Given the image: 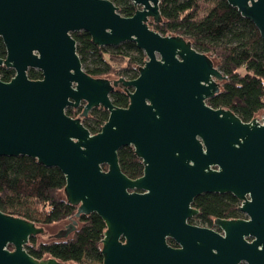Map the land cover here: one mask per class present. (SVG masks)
I'll return each instance as SVG.
<instances>
[{
  "label": "water",
  "instance_id": "1",
  "mask_svg": "<svg viewBox=\"0 0 264 264\" xmlns=\"http://www.w3.org/2000/svg\"><path fill=\"white\" fill-rule=\"evenodd\" d=\"M130 1L140 8L124 16L112 0H0V66L15 69L0 78V156H31L63 172L75 217L96 212L106 222L103 264H264V112L244 121L209 105L227 75L184 36L150 26L163 19L161 0ZM227 1L264 39V0ZM83 30L100 46L133 41L145 52L136 78L113 82L134 87L128 107L112 102L110 79L85 70L72 35ZM29 67L42 77L30 78ZM83 101L82 116L100 105L110 112L97 133L66 112ZM130 144L145 164L136 179L119 164V149ZM202 192L235 194L251 219H217L224 235L188 224ZM42 231L0 209V264H71L27 252L29 237Z\"/></svg>",
  "mask_w": 264,
  "mask_h": 264
},
{
  "label": "trees",
  "instance_id": "2",
  "mask_svg": "<svg viewBox=\"0 0 264 264\" xmlns=\"http://www.w3.org/2000/svg\"><path fill=\"white\" fill-rule=\"evenodd\" d=\"M124 16L134 14L136 7L130 0H112ZM161 22L149 21L151 27L164 35H182L193 46L209 54L227 78L219 92L208 99L215 107L231 109L241 119L251 120L264 112V39L257 26L243 17L227 0H161ZM77 51L85 70L94 76L117 73L135 76L146 59L145 52L133 41L117 46H100L87 31L72 32ZM5 47L0 39V56ZM125 66L117 68L115 64ZM15 71L0 67V78L8 81ZM31 78L41 72L29 70ZM113 102L123 105L126 96L113 93ZM82 109L67 107L66 112L79 117L91 132L100 130L108 112L94 108L91 116H82ZM122 169L135 176L142 168L128 148L119 150ZM66 178L58 167L46 166L27 155L0 156V209L13 216H21L40 225H51L77 219L74 230L61 238L39 242L32 236L26 245L36 258L55 257L61 262L85 264L87 259L103 263L102 239L106 222L96 212L75 217L77 206L66 199ZM197 202L203 216H234L236 198L229 193H205ZM65 232V229L63 230Z\"/></svg>",
  "mask_w": 264,
  "mask_h": 264
},
{
  "label": "flooded vegetation",
  "instance_id": "3",
  "mask_svg": "<svg viewBox=\"0 0 264 264\" xmlns=\"http://www.w3.org/2000/svg\"><path fill=\"white\" fill-rule=\"evenodd\" d=\"M134 6L136 7V10L138 9V8H140V6H138V5H135L134 4ZM135 10V11H136ZM135 13V12H134ZM133 15V14H132ZM0 39L2 40V42H3V44H4V47H5V55L4 56H0V57H5L6 55H7V48H6V45H5V43H4V40H3V37L2 36H0ZM117 46V45H116ZM146 58H147V56H146ZM146 60V59H145ZM144 63H145V61H144ZM144 63L142 64V65H140L138 68H137V73H136V75L135 76H129V75H123V74H117V73H108V74H106V75H104V76H94V75H92V76H94V77H105V78H108V79H110L111 80V83L113 84V82L115 81V80H118L119 78H121V77H123L125 80H132V79H134V78H136L138 75H139V72H140V68L144 65ZM1 66H3V65H1ZM0 66V67H1ZM5 66V65H4ZM7 67V66H6ZM9 68H12V67H9ZM14 69V68H13ZM30 69H36V70H39L40 72H41V70L40 69H37V68H34V67H29L28 68V75H29V70ZM14 71H15V69H14ZM15 74V73H14ZM14 76V75H13ZM12 76V77H13ZM30 77V76H29ZM42 77V72H41V76L40 77H38V78H32V79H39V78H41ZM31 78V77H30ZM133 89H134V87L132 86V85H124V83L123 82H118V84L117 85H114L113 84V88H112V90L110 91V93H109V95H110V97H111V100H112V102H113V99H112V94L113 93H121V94H123L124 96H126V98H127V102L125 103V104H123V105H117V104H115L114 102V104L116 105V106H119V107H123V108H126V107H128L129 106V104H130V96H129V92L130 91H133ZM209 99V98H208ZM208 99H207V103H208ZM209 104V103H208ZM210 105V104H209ZM83 106H84V101L79 105V106H77V107H74V108H76V109H82V111H83ZM70 107H72V106H70ZM100 107H103L104 109H106L107 110V112H108V116H107V119L103 122V124L101 125V128H102V126L105 124V122L108 120V118H109V114H110V112H109V110L107 109V108H105L104 106H102V105H100V106H95V107H93L90 111H89V114L87 115V116H91L92 115V111H93V109L94 108H100ZM213 107V106H212ZM215 108V107H214ZM82 111H81V113H82ZM261 116V115H260ZM260 116H257V117H260ZM84 117H86V116H84ZM256 117V116H255ZM254 118V117H253ZM252 118V119H253ZM243 120V119H242ZM245 121V120H244ZM250 121V120H249ZM101 128H100V130H101ZM99 130V131H100ZM99 131H97V132H99ZM97 132H91V133H97ZM123 147H126V148H128L129 149V151L131 152V153H133V155L135 156V158L140 162V164H141V166H142V168L139 170V172H138V174L137 175H135V176H129L123 169H122V167H121V162H120V159H119V164H120V168H121V170L128 176V177H130V178H132V179H136V178H139V177H141V176H143L144 175V168H145V164H144V161H143V158L141 157V156H139L137 153H136V150H135V146L133 145V144H130V145H124V146H122L121 148H123ZM120 148V149H121ZM119 149V150H120ZM118 155H119V151H118ZM102 167H103V170H107L108 169V164H102ZM139 191V192H143L144 190H142V189H137V188H135V189H131V191ZM205 193H219V192H202V193H199V194H197V195H195L194 197H193V199H192V201L190 202V208L193 210V212H192V214L190 215V216H188L187 217V219H186V221H187V223L188 224H191V225H194V226H199V227H208V228H211V229H213V230H215L216 232H218V233H220V234H222V235H224L225 234V231H224V229H223V227L221 226V224H219V223H217L216 221H217V219H219V218H221V219H244V220H250L251 219V216H250V214L247 212V211H244L243 209H241V207L243 206V199H240L239 197H237L235 194H233V193H231V192H224V193H220V194H226V193H229V194H232L235 198H236V210H237V213H236V215H234V216H212L209 220H206L205 218H204V216H203V210H202V208H201V206L199 205V203L197 202V200H198V198H200L203 194H205ZM246 197H247V199H249V200H251V195H250V193H247L246 194ZM93 213V212H92ZM72 222H73V219H71V220H69V222L66 224V230L68 229V230H72ZM37 224V223H36ZM38 226H41V227H43V231L42 232H39L38 234H36V235H31L30 237H29V240H28V242L25 244V249L27 250V252L31 255V256H33L29 251H28V249H27V247H26V245L29 243V241H30V239H31V237L32 236H34V237H36L37 238V236L38 235H44L45 233H46V229H45V226H43V225H40V224H37ZM70 225H72L71 227H70ZM70 227V228H69ZM106 228H107V225H106ZM68 230H67V232L65 233V234H68ZM70 233V232H69ZM55 238H61V236H59V235H57ZM122 239H124L123 237H122ZM245 239L248 241V242H251L253 239H254V237L253 236H251V235H246L245 236ZM37 240L39 241V242H44L45 240H39L38 238H37ZM167 241H168V243H169V245H171V246H173V247H178V246H180L178 243H177V241L173 238V237H168L167 238ZM6 249H9L10 251H13L14 249H15V246L13 245V244H11V243H9V244H7V246H6ZM34 257V256H33ZM35 259H37V260H44V259H47V258H36V257H34ZM49 258V257H48ZM238 264H249L246 260H241L240 262H238Z\"/></svg>",
  "mask_w": 264,
  "mask_h": 264
},
{
  "label": "rangeland",
  "instance_id": "4",
  "mask_svg": "<svg viewBox=\"0 0 264 264\" xmlns=\"http://www.w3.org/2000/svg\"><path fill=\"white\" fill-rule=\"evenodd\" d=\"M115 66L117 68H120L122 66H125V63H123V65H120L119 63H117V64H115ZM68 222L69 221H65V222H61V223H56V224H51V225H44L48 232L45 233L44 235H38L37 238L39 240H45V241H47V240H50V239H56L55 237L57 235L63 237L65 235V232H63V230L65 229V231H66V227L65 226H66V224ZM85 264H103V263L100 262V261H95V260L87 259L85 261Z\"/></svg>",
  "mask_w": 264,
  "mask_h": 264
}]
</instances>
